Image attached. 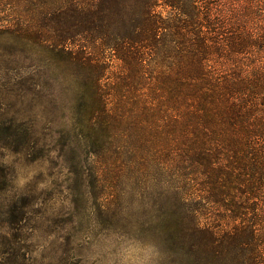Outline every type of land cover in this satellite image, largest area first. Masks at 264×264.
<instances>
[{
  "label": "trees",
  "instance_id": "obj_1",
  "mask_svg": "<svg viewBox=\"0 0 264 264\" xmlns=\"http://www.w3.org/2000/svg\"><path fill=\"white\" fill-rule=\"evenodd\" d=\"M2 43L36 50L40 100L77 91L51 147L9 122L4 148L146 192L169 264H264V0H0Z\"/></svg>",
  "mask_w": 264,
  "mask_h": 264
},
{
  "label": "rangeland",
  "instance_id": "obj_2",
  "mask_svg": "<svg viewBox=\"0 0 264 264\" xmlns=\"http://www.w3.org/2000/svg\"><path fill=\"white\" fill-rule=\"evenodd\" d=\"M156 10L168 13L162 6ZM15 50L0 44V128L24 123L35 131L32 139L43 137L51 147L63 110L57 102L75 108L77 91L60 93L48 80L40 100L36 50L12 54ZM3 136L4 131L0 167L8 166L11 177L7 185L0 183V264H169L158 230L141 206L146 192L90 190L85 176L67 171L57 151L40 159L37 148L14 154L3 147ZM16 139L12 148L22 142Z\"/></svg>",
  "mask_w": 264,
  "mask_h": 264
}]
</instances>
